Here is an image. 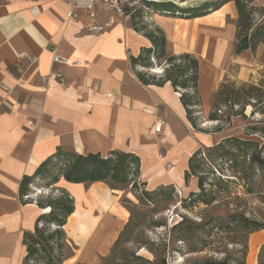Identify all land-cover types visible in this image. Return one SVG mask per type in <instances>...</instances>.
I'll list each match as a JSON object with an SVG mask.
<instances>
[{
	"label": "crops",
	"instance_id": "crops-1",
	"mask_svg": "<svg viewBox=\"0 0 264 264\" xmlns=\"http://www.w3.org/2000/svg\"><path fill=\"white\" fill-rule=\"evenodd\" d=\"M255 4L264 13V0ZM121 5L132 9L137 0ZM69 12L62 0H0V264H21L22 236L33 231L42 214L34 204L19 203L20 181L57 149L133 153L140 159L139 182L145 191L173 186L188 197L198 192L197 178L185 179L189 159L212 146L210 136L192 129L170 84L144 86L130 69V56L150 43L132 29L126 14L109 17L98 6L95 21L82 13L70 21ZM150 14L170 39L178 22L192 25L198 35L222 33L227 26L235 35L232 2L189 20ZM222 46L218 42L214 57ZM255 53L263 55L264 46ZM249 54L235 56L236 62L243 64ZM56 187L74 202L64 230L76 249L64 264H100L128 224L124 190L63 179ZM261 249L264 229L248 235L244 264H259Z\"/></svg>",
	"mask_w": 264,
	"mask_h": 264
},
{
	"label": "rangeland",
	"instance_id": "rangeland-1",
	"mask_svg": "<svg viewBox=\"0 0 264 264\" xmlns=\"http://www.w3.org/2000/svg\"><path fill=\"white\" fill-rule=\"evenodd\" d=\"M171 1L184 9L210 0ZM138 4L140 0H137ZM130 10L125 9V12ZM229 28L227 26L222 33L198 35L192 25L178 22L174 25L173 38L166 35L171 42L168 50L190 53L199 62L197 90L201 106L198 108L200 116L195 117L206 131L201 134L212 139L211 147L229 138L249 141L257 146L240 155L234 152L238 155L235 167L223 154L224 151H235L233 143L225 141L224 149L213 152L206 150L211 147L203 148L204 155L198 158V162L205 177V189L207 193L217 195V200L210 205L197 201L189 204L188 197L179 195L173 186L148 192L144 197L140 192L133 195L129 187L124 188L121 201H125L123 205L129 214L128 224L118 243L100 264H157L162 260L166 264H203L207 260L242 264L243 247L247 244L250 229L243 226L241 216L264 223V167L255 166L253 174L246 170L245 164L247 158L255 154L264 161V106H246L243 118L234 116L237 106H225L220 100L217 107L222 111V118L229 121L220 128L209 122L208 117L213 112V97L224 82L235 88L244 85L264 87V54L258 55L255 51L243 60V64L236 62L233 54L235 35L229 32ZM220 41L222 49L214 57V49ZM218 128L219 131L213 132ZM250 175H253L252 179ZM129 193L132 198L128 197ZM182 220L184 227L172 231ZM263 261L259 264H264Z\"/></svg>",
	"mask_w": 264,
	"mask_h": 264
},
{
	"label": "trees",
	"instance_id": "trees-1",
	"mask_svg": "<svg viewBox=\"0 0 264 264\" xmlns=\"http://www.w3.org/2000/svg\"><path fill=\"white\" fill-rule=\"evenodd\" d=\"M229 2L234 4L237 14L233 54L237 56L244 51L254 53L259 45L264 46V13L263 9L255 4V0H210L197 7L184 9L171 2L157 3L140 0V5H135L126 13L132 29L150 43L149 47L141 48L136 56H130V69L144 86L162 87L167 83L170 84L172 90L179 95L186 120L193 130L200 133L206 131L202 128L198 118L195 117L200 116L198 108L201 106L197 90L199 62L190 53L174 55L169 52L168 40L164 32L148 21L149 11L189 20L215 12ZM154 70H160V72L155 74L152 72ZM260 87H245L244 85L235 88L224 82L213 97L211 105L213 112L208 117L209 122L214 123L215 127L221 128L229 121V119L222 118V111L217 107L220 100L225 106H237L238 111L234 113V116L243 118H245L246 106L252 108L264 106V87ZM260 91H262L261 94ZM217 131L219 128L213 132ZM225 141L233 143L235 148V151L223 152L227 156L226 161L234 164L232 167L236 166L238 155L243 154L252 146H257L249 141L229 138L206 150L213 152L219 148L224 149ZM202 150L196 151L189 159L185 179L191 175L197 178L198 193L190 194L187 200L189 204L197 201L210 205L217 200V195L206 192L205 177L200 172L198 162V158L204 155ZM234 152L238 155H235ZM247 159L246 170L253 174L255 166L260 169L264 167V161L258 154L251 155ZM139 177L140 159L133 153L111 151L105 155L100 153L78 154L68 149H57L54 154L39 164L32 175L23 176L19 184V203L21 205L34 204L42 211L35 221L33 231L25 232L22 236L25 256L21 264H64L74 254L76 248L68 241L64 230L68 218L74 212V202L66 191L56 187L60 179L71 184L104 182L112 189L121 188L124 190L129 187L133 195L140 192L141 197H144L148 195V192L141 190L144 185L139 182ZM249 177L252 179L253 175ZM37 190L41 191V194H37ZM136 199L139 201L138 197ZM124 202L122 201V203ZM241 220L243 226L250 229L248 235L264 229V223L255 222L242 216ZM184 225V220H182L172 228V231L173 229L180 230ZM119 238L114 246L118 243ZM152 251L154 252V250ZM246 252L247 244L243 247L244 259ZM263 253L264 249H261L258 263L263 261ZM244 259L242 264H244ZM157 264L166 263L162 260ZM203 264H225V260H207Z\"/></svg>",
	"mask_w": 264,
	"mask_h": 264
},
{
	"label": "built area",
	"instance_id": "built-area-1",
	"mask_svg": "<svg viewBox=\"0 0 264 264\" xmlns=\"http://www.w3.org/2000/svg\"><path fill=\"white\" fill-rule=\"evenodd\" d=\"M70 7V12L67 17L70 21H74L79 17L78 13H82L90 21H95L97 12L96 8L98 6L102 7L109 17L122 18L126 14L125 10L122 8V0H62ZM153 13L152 11H149ZM149 13V14H150ZM150 21V17L148 18ZM151 22V21H150ZM160 130V129H158ZM37 194H41V191H36Z\"/></svg>",
	"mask_w": 264,
	"mask_h": 264
},
{
	"label": "water",
	"instance_id": "water-1",
	"mask_svg": "<svg viewBox=\"0 0 264 264\" xmlns=\"http://www.w3.org/2000/svg\"><path fill=\"white\" fill-rule=\"evenodd\" d=\"M203 2H205V1H203ZM202 3V2H201ZM177 6V5H176ZM192 7V6H191ZM153 73H155V74H158L159 73V71H157V70H154V71H152Z\"/></svg>",
	"mask_w": 264,
	"mask_h": 264
}]
</instances>
